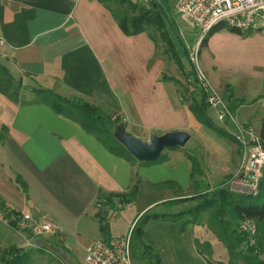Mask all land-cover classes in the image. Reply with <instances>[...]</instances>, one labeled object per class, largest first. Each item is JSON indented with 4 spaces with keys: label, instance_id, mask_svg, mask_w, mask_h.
Instances as JSON below:
<instances>
[{
    "label": "crops",
    "instance_id": "0c3cea01",
    "mask_svg": "<svg viewBox=\"0 0 264 264\" xmlns=\"http://www.w3.org/2000/svg\"><path fill=\"white\" fill-rule=\"evenodd\" d=\"M164 13L179 36V23ZM226 32L245 39L259 35ZM0 35L6 42L0 49V66L21 84L16 102L0 93V201L9 211L46 215L61 229L53 237L26 240L30 249L45 248L61 264H84V248L89 243L115 237L108 234L110 226L105 235L99 229L100 194L126 193L135 185L132 204L142 195L156 194L167 182L188 192L197 187L198 177L205 175L209 181V172L214 173V185L235 180L239 153L233 142L215 171L201 168L202 173L195 175L184 149L163 150L165 160L159 164L127 160L111 154L78 123L36 101L34 91L39 89L82 99L118 117L124 129L143 141L171 131L191 134L190 111L179 105L176 80L162 76L163 62L154 56L155 43L147 32L124 36L99 0H0ZM207 69L203 71L209 84L234 106L236 120L248 125L257 122L255 128L251 126L258 131L264 114L258 110L264 101V69H252L235 87L234 79L217 75L212 63ZM251 90L255 93L246 100L245 92ZM210 112L206 110L212 121ZM190 139L191 135L186 145ZM195 145L196 139L189 148ZM171 199L154 198L142 205L123 234L143 212ZM141 240L159 264H214L199 248L203 242L213 247V240L202 226L183 215L147 223Z\"/></svg>",
    "mask_w": 264,
    "mask_h": 264
},
{
    "label": "rangeland",
    "instance_id": "374dc122",
    "mask_svg": "<svg viewBox=\"0 0 264 264\" xmlns=\"http://www.w3.org/2000/svg\"><path fill=\"white\" fill-rule=\"evenodd\" d=\"M135 1L144 9H146L149 5L150 0ZM153 1L158 3L163 8V10L170 16L173 22L179 23V27H181L182 29H178L179 36L182 39L185 48L188 47L189 49L185 53L184 50L180 47V45L179 48L176 47L177 50L175 46H178V44H175L173 47L174 51H177L179 66H181L183 69L179 70L177 67H175L173 60L171 59L169 53H167L166 46L157 37L154 30L150 27H148L146 30L149 36H151L155 40L154 56L156 58H159L163 62V68L161 71L162 76H168L170 79L176 80L174 84L177 86V90L179 92V105L187 107L190 104L196 103L200 98L198 90L192 92L189 91L188 86L191 82V78H188V76L186 75V72L191 67L193 69L192 62L188 58L189 52L191 51L190 48H197V55L199 53L198 45H196V36L198 35V31L192 26V24L186 18L185 15L179 14V16H174V13H172L170 8L175 9V4L177 0ZM105 3L106 5H109L110 8L117 13V15H120V10L115 5V2L113 0H106ZM127 11L130 14L137 13L136 11H130L128 7ZM243 34L247 33H241V36ZM257 34H259L257 35L259 37L256 36L255 39H245L243 37H234L233 35L227 33L225 30L216 32L209 38L207 46L200 51V54L198 56L195 55L197 68L205 75V77H207L206 73L203 71V68L208 70L207 64L212 63L213 71L217 75L232 77L234 79V84H232V86H237L238 83L243 80V78H246V76L251 75L252 69L257 70L258 72L264 69V44H260V40L264 41V33L257 32ZM252 93L255 92L253 90L246 91L245 99H250L249 97L252 96ZM262 102L263 103L258 107L259 111H264L261 109L264 108V101ZM188 114L190 118V122L188 124L190 130H188V133H191L189 134L191 135V139L188 142V145H186V147L184 146L181 149H184L185 152H189L190 154L196 157V160L199 163V167L201 166V173V168L205 171H215L216 166L221 165L222 161L224 160L225 153H227L228 150L231 148V145L229 143L231 141L227 140L225 137L216 133L215 131L200 124L198 121H196V119L190 112H188ZM209 115L211 116L212 123L215 126L223 130L225 133L232 132V128L230 125L216 121L214 113L212 111L209 113ZM251 123L250 125H252L254 128L258 125L257 122H254L252 124ZM222 125L224 128L221 127ZM125 131L130 135L134 136V134L128 128H126ZM194 139L198 141L199 146L195 145L193 149H190L189 147H191V144ZM238 151L239 148L237 146V153H239ZM202 154H204V156ZM238 160H240V157ZM159 163L160 162L155 161L152 164ZM208 175H210V177L212 176L209 181L205 178V175L204 177H198L194 183V185H197V187H191L188 192L183 193L181 190H179L177 185L173 183V185H170V183L167 182L166 185H160L159 188L156 189L159 190L156 194H153L151 196L142 195L140 196L138 201L132 204H124L130 199V195H132L131 189H129L125 193V197L121 201H119L118 198H112L111 201L108 203L107 198L109 197L107 195H104L101 198L98 197L99 206L97 211V217L99 223H108V225L110 226L108 234H111L112 236H119L126 231L127 224L130 223L131 220L135 217V214L142 205L146 204L150 200H154V198H172L171 200H173V204L171 206L173 207L159 204L153 209L145 211V215L158 214L162 216H167L175 214L174 212L178 210L177 213H181L185 220L191 223L194 222L195 224L202 226L205 231H207V234L209 235L211 241L213 240L211 242L213 247L211 246V244H209L208 250L203 247V244L206 242L199 244L200 250L205 253L209 261L214 264H246L242 259L244 258L243 256H247L246 258L248 259L252 258L251 256H253V254L255 253L253 251L250 256L246 251V247L248 248L254 246V235L248 236L244 232H241L239 228L240 222L237 223L236 221H230L227 215L216 216L215 221L217 220V222L221 223V225L210 223L209 219L214 217V214L212 215L213 208L203 212L199 211L195 215L190 210L201 202L209 201L212 198V195L220 190H228L229 192H233L238 195L242 194L251 196H254L255 194H257V192L252 195L245 193L244 191H233L227 185L229 184L230 178L224 180V183L226 185H214V173L210 174L209 172ZM239 178L240 177H238V179ZM206 183L212 184L206 185ZM8 223L9 225L6 222L0 221V264H4V262L1 261L3 253H9L4 258H8L12 252L14 253L13 250H10L12 247L18 249L21 248L23 250L30 249L29 247H27L28 243L26 242V240L30 239L31 235L26 234V232L24 233L18 231V233L16 229L14 230V228L10 226L11 223L14 224V221H10ZM217 234L222 239V242L219 241ZM20 235H24L23 238ZM41 252L42 254H34V258L32 257L30 264H52V259L50 260V255L44 251ZM134 255H137V252ZM54 260L55 259H53V261ZM132 260L133 264H135L136 261L133 258ZM55 262L57 261L55 260ZM58 262L57 264H61Z\"/></svg>",
    "mask_w": 264,
    "mask_h": 264
},
{
    "label": "trees",
    "instance_id": "16d2710c",
    "mask_svg": "<svg viewBox=\"0 0 264 264\" xmlns=\"http://www.w3.org/2000/svg\"><path fill=\"white\" fill-rule=\"evenodd\" d=\"M103 3L112 13L113 18L119 28L120 32L124 36H133L139 33L146 32L147 28L150 27L154 30L157 37L164 43L169 53L173 63L179 70H182V67L179 66V61L177 57V51H174V45L178 44L176 47H180L184 50L183 44L174 30L166 21V16L161 7L155 3L153 0L149 1V5L144 9L136 1L132 0H113L115 5L120 10V15L110 8L109 5H106V0H99ZM127 7L130 11H136V14H130L127 11ZM138 9V10H137ZM122 13V14H121ZM119 14V13H118ZM225 30L235 34H241L233 29L225 27L223 24H218L211 28L207 34L200 40L198 43V49L206 45V40L212 34ZM149 36V34H148ZM151 41L155 43V40L149 36ZM185 52V50H184ZM186 53V52H185ZM188 78H191V82H194V71L192 67L186 72ZM21 89V84L14 81L11 75L7 70L0 66V93L12 101L18 100V94ZM199 100L196 103L188 105V109L193 115V117L200 124L205 127L215 131L216 133L222 135L227 140L234 143L230 135L224 133L220 128L215 126L210 118L208 117L206 110L207 107L203 101V97L200 92ZM35 99L39 103L47 105L54 113L61 115L69 120H72L80 125V127L88 134L95 137L111 154L127 159L134 160L124 148L119 145L113 137V129L115 125L121 124L118 117H113V114H106L98 106L92 105L82 99H67L61 97L54 93L51 90L39 89L34 91ZM228 106L231 111H233L234 106L228 103ZM258 136L260 138V143L264 149V114L260 118ZM184 156L190 162L191 165V174H201L199 163L196 160V157L189 152L183 151ZM165 160V157L160 154L157 162H162ZM145 164V163H143ZM166 184V183H163ZM170 185H173L170 183ZM132 195L130 199L124 204L131 203L136 194L137 187L133 185L131 188ZM104 195H107L108 203L112 198H118L121 201L125 197V193H116V194H100L98 197L101 198ZM173 200H168L162 204L171 206ZM213 208V209H212ZM212 209V215L214 217L209 219V222L212 224H220L215 221L216 216L227 215L230 221H236L237 223L243 220L251 221L255 226L254 234V246L246 247L247 253L251 256L253 251L255 252L252 258H246L243 256V261L246 264H264V163L262 167L261 178L258 184L257 194L254 196L251 195H238L228 190H220L212 195V198L209 201H204L197 204L190 211L195 215L199 211H206ZM0 210L6 212L7 214L12 212L16 215H19L20 212L7 211L3 203H0ZM181 213L162 216L158 214L145 215V212L142 213L134 222L132 231H131V240H130V252L132 258L137 262V264H159L158 257L152 254V252L143 244L141 240V233L144 226L155 220L159 219H173L175 217L181 216ZM191 223V222H190ZM195 224L194 222H192ZM101 224V223H100ZM11 227L15 228L14 224H10ZM103 235L109 229L108 223L101 224L99 227ZM219 241L222 242V239L217 234ZM106 239V237H104ZM203 247L208 250L209 244L204 243ZM10 250H13L8 258L6 257L9 253L5 252L2 254L1 261L4 264H30L34 254L42 253L41 251H35L33 249H18L12 247ZM137 255H134L136 254ZM15 254V255H13Z\"/></svg>",
    "mask_w": 264,
    "mask_h": 264
},
{
    "label": "built area",
    "instance_id": "2783aa9c",
    "mask_svg": "<svg viewBox=\"0 0 264 264\" xmlns=\"http://www.w3.org/2000/svg\"><path fill=\"white\" fill-rule=\"evenodd\" d=\"M175 10L185 15L198 31V43L218 24H223L239 33H264V0H177ZM5 45L6 42L0 35V49ZM195 55L197 48L189 52L188 58L194 69V82L189 84L188 89L190 92L198 90L201 93L207 109L214 113L216 121L231 126L232 132L229 135L239 148L240 160L234 176L235 180H230L227 185L233 191H244L253 195L258 190V180L264 163V149L258 131L251 125L236 120L227 102L212 88L205 75L197 68ZM0 221L8 225V222L14 221V230L26 232L31 235L30 238L53 237L61 232V229L46 215L34 217L31 213L16 215L0 210ZM133 225L134 222L121 236L100 238L89 243L84 248V264H133L130 252ZM239 228L248 236L254 235V225L249 220L241 221ZM38 248L53 259H57L51 251Z\"/></svg>",
    "mask_w": 264,
    "mask_h": 264
},
{
    "label": "water",
    "instance_id": "95a60500",
    "mask_svg": "<svg viewBox=\"0 0 264 264\" xmlns=\"http://www.w3.org/2000/svg\"><path fill=\"white\" fill-rule=\"evenodd\" d=\"M113 137L135 161L145 164L157 161L164 149L183 148L189 140L186 132L171 131L143 141L127 133L120 124L115 125Z\"/></svg>",
    "mask_w": 264,
    "mask_h": 264
}]
</instances>
